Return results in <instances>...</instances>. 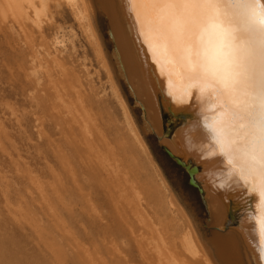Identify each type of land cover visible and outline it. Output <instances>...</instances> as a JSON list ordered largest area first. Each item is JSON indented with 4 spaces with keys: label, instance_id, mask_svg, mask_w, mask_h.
<instances>
[{
    "label": "bare ground",
    "instance_id": "1",
    "mask_svg": "<svg viewBox=\"0 0 264 264\" xmlns=\"http://www.w3.org/2000/svg\"><path fill=\"white\" fill-rule=\"evenodd\" d=\"M131 7L135 11L138 5L133 3ZM97 14L105 18L110 49L97 28ZM0 16L13 19L16 40L28 46L32 102L46 111L47 137L62 142L66 153L77 154L87 162L95 160L100 166L108 163L110 155V161L116 166L119 151L130 153L129 149L134 146L146 151V132L150 131L172 154L185 162L192 161L190 171L202 186L207 228H201L193 209L180 203L156 171L145 197L138 193L136 202L130 205L131 212L139 215L143 223L136 238L142 264H261L253 243L254 225L247 221V216L257 211L264 177L249 176L247 181L237 177L238 184L218 187L221 173L233 167L230 163H221L220 149L235 157V172H240L256 143L255 137L245 139L236 122L221 109L220 100L202 93L199 84L189 82L188 92L205 95L206 110L175 109L168 87L169 79L178 89L183 87L179 69L169 56L168 67L175 71L170 77L161 78L159 66L151 56L155 40L151 46L144 42L133 24L132 14L125 11L121 0H0ZM234 27L240 31L252 27L245 9L236 10ZM90 50L101 72L92 71L87 57ZM254 56L258 77V47ZM161 58L164 59L163 52ZM131 100L140 106L142 117L139 119ZM234 102L243 104L245 99L241 96ZM160 108L164 112L169 109L173 114L178 110L194 119L180 121L172 134L166 135ZM209 125L222 131L223 143H217L218 137L209 130ZM7 127L0 116V155L9 156L17 171H22L20 174L35 186L28 198L10 203L11 213L29 223L38 243L50 252L57 264H66L67 260L74 264H104L94 250L70 236L66 228L60 239L55 238L50 226L47 228L37 216L35 199L42 204L43 214L59 221L54 204L62 194L58 188L38 182L40 174L31 169L32 164L24 161L20 152H11L15 142ZM136 147L133 149L137 150ZM214 150L217 158L209 157L207 153ZM246 189V193L252 194L250 208L244 197L235 194ZM228 215L236 217L235 223L227 221ZM27 251L24 240L0 218V264H46L41 257Z\"/></svg>",
    "mask_w": 264,
    "mask_h": 264
},
{
    "label": "rangeland",
    "instance_id": "2",
    "mask_svg": "<svg viewBox=\"0 0 264 264\" xmlns=\"http://www.w3.org/2000/svg\"><path fill=\"white\" fill-rule=\"evenodd\" d=\"M95 22L104 44L110 49L105 18L97 14ZM76 32L79 34L77 26ZM87 57L92 71L101 72L92 50ZM31 97L28 46L16 40L13 19L0 16V116L8 125L6 130L15 142L11 152H20L23 160L32 164L31 169L40 174L38 182L58 188L62 194L60 201L54 204L59 221L43 214L38 199L34 204L37 216L47 228L50 226L55 238L60 239L59 235L65 233L66 228L70 236L94 250L104 264H142L136 238L143 223L139 215L131 212L130 205L136 202L138 193L145 197L156 171H159L180 203L188 204L193 209L201 228H207L202 197L198 188L190 184L188 170L162 150L154 133L146 132V151L134 146L129 149L130 153L119 151L116 166L110 161V155L108 163L100 166L95 160L87 162L77 154L66 153L62 142L49 139L46 111L42 106H35ZM130 104L138 119L141 118L138 105L132 100ZM175 123L178 125V122ZM162 124L166 135H171L176 128L175 125L170 129L164 120ZM135 147L137 150L133 149ZM20 172L9 156L0 155V218H4L17 236L24 240L27 250L41 257L46 264H57L50 252L38 243L29 223L11 213L9 206L13 200L34 193V184ZM227 221L235 223L236 217L228 215ZM66 264L74 263L67 260Z\"/></svg>",
    "mask_w": 264,
    "mask_h": 264
},
{
    "label": "snow or ice",
    "instance_id": "3",
    "mask_svg": "<svg viewBox=\"0 0 264 264\" xmlns=\"http://www.w3.org/2000/svg\"><path fill=\"white\" fill-rule=\"evenodd\" d=\"M125 11L132 14L133 24L144 42L151 46L153 62L162 75L171 76L167 57L179 69L181 89L169 79L168 94L177 103H185L183 94L188 84L201 85V92L219 99L225 115L232 118L245 139L255 137L249 159L240 172H235V157L220 149L221 163L232 169L221 173L220 188H228L234 178L247 181L249 176L264 177V0H121ZM138 5L133 11L132 4ZM243 8L252 27L240 31L234 27L235 12ZM143 28V32L140 29ZM258 33V36L255 35ZM258 47L259 75L253 57ZM164 59L162 60L161 56ZM243 96L245 103L234 101ZM209 130L223 143L222 131L209 125ZM217 158V151H209ZM257 211L247 216L253 224V241L258 259L264 264V181Z\"/></svg>",
    "mask_w": 264,
    "mask_h": 264
},
{
    "label": "water",
    "instance_id": "4",
    "mask_svg": "<svg viewBox=\"0 0 264 264\" xmlns=\"http://www.w3.org/2000/svg\"><path fill=\"white\" fill-rule=\"evenodd\" d=\"M137 36V35H136ZM255 59V56L253 57V61ZM254 65H255V62H253ZM149 68V72H150V75H152V78L153 79H156L155 78V75L152 74V71L150 67ZM165 76L164 75H161V78L162 79H165L164 78ZM170 98V97H169ZM183 99L186 101L185 103H177V102H174L175 104V109L179 108V107H186L187 109H191V110H196L197 112H204L206 109H204L203 105H206V101H207V97H205V95H198L197 93L194 94V93H191L188 97H183ZM210 104V102H209ZM139 109H140V106L138 105ZM161 109V113H162V120H166L167 118L171 119V120H174L175 122H178L177 124L180 123V121L186 119V118H190V119H194V117H190L189 115H186L184 113H179V111L177 110V114H173L171 112V110L168 109V112H164L163 111V108H160ZM197 119V118H196ZM195 121V120H194ZM156 137V136H155ZM156 139L159 141V139L156 137ZM160 145H161V148L162 150H164V152L172 159L174 160L177 164H179L180 166L182 167H185L187 170H188V174L191 178L190 180V184L194 187H197L200 194H201V182L200 181H197L193 178L192 176V171H190V169L192 168V161L190 159H188L186 162L183 161V159L178 156V155H174L172 154L166 147V145L164 143H161L159 141ZM199 170V168H198ZM219 179V178H218ZM216 182V181H215ZM235 183H239L238 182V179L237 177L233 179V181L231 182V185H235ZM242 184V183H241ZM248 191L247 189L246 190H242L241 192L239 193H235L238 197L242 196L244 197V201H245V204H248V207L250 208V203H251V200H250V197H251V193L247 192ZM201 197H202V194H201ZM203 199V197H202ZM203 201V200H202ZM252 207V206H251Z\"/></svg>",
    "mask_w": 264,
    "mask_h": 264
},
{
    "label": "trees",
    "instance_id": "5",
    "mask_svg": "<svg viewBox=\"0 0 264 264\" xmlns=\"http://www.w3.org/2000/svg\"><path fill=\"white\" fill-rule=\"evenodd\" d=\"M165 121L169 125L170 129H173L175 127V125H176L175 121H173V120H171L169 118H167Z\"/></svg>",
    "mask_w": 264,
    "mask_h": 264
}]
</instances>
